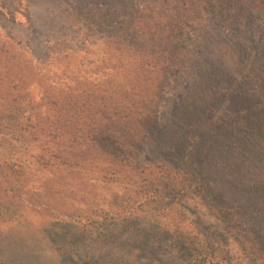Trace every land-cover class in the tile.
<instances>
[{"label":"trees","instance_id":"obj_1","mask_svg":"<svg viewBox=\"0 0 264 264\" xmlns=\"http://www.w3.org/2000/svg\"><path fill=\"white\" fill-rule=\"evenodd\" d=\"M91 3L82 10H95ZM133 15L132 37L153 45L111 44L118 64L114 73L95 67L98 83L64 91L49 80L40 104L17 85L0 96V223L31 209L92 228L114 218L108 214L130 217L158 203V212L178 224L173 200L184 194L201 196L221 221L217 202L236 196L243 197L235 200L239 209L258 208L264 216V178L255 177L264 174V0H147ZM231 52L236 67L247 65L246 75L224 69ZM183 77L182 88L166 97L164 88ZM181 151L188 153L176 157ZM38 173L59 176L57 183L78 175L124 183L134 195H113L109 210L95 201L85 211L61 210L32 193L25 204L26 182ZM247 217L234 231L244 262L225 259L214 228L181 245L179 255L185 264H264V220Z\"/></svg>","mask_w":264,"mask_h":264},{"label":"rangeland","instance_id":"obj_2","mask_svg":"<svg viewBox=\"0 0 264 264\" xmlns=\"http://www.w3.org/2000/svg\"><path fill=\"white\" fill-rule=\"evenodd\" d=\"M87 1H92L95 10H82ZM144 1L147 0H0V96L5 89L17 85L40 104V99L49 91V80L52 87L66 91L79 86L80 82L89 86L98 83L99 73L93 75L91 71L104 65L114 73L113 65L116 67L118 60L109 49L111 44L138 45L141 49L153 45L141 46L129 31L132 17L136 15L132 13ZM199 34L205 36L203 32ZM93 38L97 41L92 42ZM106 41L108 45H104ZM234 57H237L235 53L226 54L224 69L229 72L238 69L241 75H246L247 65L236 67ZM179 81L164 88L166 97L173 98L182 88L185 78ZM44 110L45 105L41 112ZM181 152L176 157L188 153ZM147 155L154 157L150 153ZM178 166L184 171L193 169L192 165ZM257 170L253 169V174L258 173ZM58 177L47 173L32 176L25 185L29 193L22 195L24 203L28 204L32 193L61 210L79 208L85 211L93 201L109 210L107 204L113 195L126 192L134 195L124 183L89 180L87 175L66 176L57 183L54 179ZM255 177L260 180L264 174ZM217 184L219 182L212 185ZM59 191L67 196L60 195ZM80 196L83 201H79ZM235 200L242 203L243 197L236 196ZM235 200L217 202L219 206L215 209L222 221L201 196L184 194L173 200L182 217L178 224H173L172 216L158 212V203H147L140 213L116 218L115 213L108 214L114 218L92 228H86L61 212L58 216L53 212L26 209L21 219L0 223V264H185L179 255L181 245L192 241L193 237L197 239L202 230L212 231L213 228L215 234L221 235L220 240L216 236L212 239L219 243L225 259L232 263L244 262L240 242L234 235V231H238L236 225L246 224L243 219L249 212L258 219L264 220V216L261 217L258 208L255 212L239 209ZM218 207H224L223 213ZM238 210L244 211L239 214L240 222ZM230 214L233 215L231 219ZM50 219L57 221L47 223ZM261 232L264 233V227Z\"/></svg>","mask_w":264,"mask_h":264}]
</instances>
